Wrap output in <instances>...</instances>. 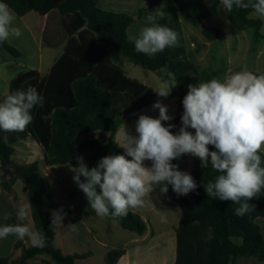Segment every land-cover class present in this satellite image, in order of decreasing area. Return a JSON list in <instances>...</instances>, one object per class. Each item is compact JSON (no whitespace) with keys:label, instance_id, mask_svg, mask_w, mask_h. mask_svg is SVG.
<instances>
[{"label":"trees","instance_id":"16d2710c","mask_svg":"<svg viewBox=\"0 0 264 264\" xmlns=\"http://www.w3.org/2000/svg\"><path fill=\"white\" fill-rule=\"evenodd\" d=\"M99 1L65 0L56 5L51 0H0L19 17L31 11L43 16L57 11L62 17V29L69 38L65 53L48 76L40 78L36 70L21 73L13 80L9 93L33 86L43 95L44 106H37L32 110L33 121L17 134L22 138L32 137L41 146L48 166L72 163L81 155L77 139L95 131H106L110 136L108 142L92 157L94 164L104 156L120 154L115 133L123 119L129 113L163 98L151 87L127 78L121 68L124 60L151 71L161 81L163 78L169 83L174 81L177 84L178 91L170 94H177L180 101L177 117L169 122L176 125L172 129L173 133L178 132L181 126L180 117L184 111L182 100L188 92V84L207 82L223 73L222 69H202L196 63L195 55L204 46L198 45L195 55L191 56L187 52L178 18L181 15L193 26L199 27L203 21L219 13L220 0L209 5L205 0H171L166 4L162 10L165 13L164 18L159 23L178 33V45L167 48L154 57L136 52L134 44L128 41L127 28L135 22L134 18L126 14L103 11L97 7ZM244 2L247 3L248 0ZM253 12L255 11L252 8H234L227 15L237 28L253 29L255 38L264 40L261 33L263 22L261 19H252L250 14ZM203 36L206 41L213 42L221 37V30L206 28ZM45 40L47 42L46 38ZM97 42L106 51L100 53L96 47ZM0 50L16 59L22 56L7 41L0 44ZM165 65L168 68L166 77L158 72ZM255 74H264V71ZM6 96L0 94V102ZM114 99L124 106L132 104L117 118L112 114ZM11 134L12 132L0 130L3 187L10 190L18 179L25 184L30 195L35 229L46 234L47 246L27 248L19 241L15 248L21 249V257L12 259L0 256V264H27L30 259L38 256H46L54 264H76L77 259L91 256L90 252L65 255L54 246L55 230L50 211L57 208V202L38 162L22 165L13 163L15 147L10 139ZM260 154L264 158V153ZM182 158L183 155L172 163L179 165ZM193 159L191 176L198 185L197 189L186 196H177L169 185L167 192L182 208V217L177 228L176 264H232L234 258L240 255L253 256L257 262L264 261V241L260 227L255 223L256 218H264V190L259 198L250 201L255 205L254 211L238 217L234 214L236 205L233 202L212 199L205 194L203 184L213 180L217 173L210 166L202 168L198 158L193 156ZM116 222L124 230L138 235H142L148 227L143 218L133 210H129L127 216ZM124 254L125 250H110L105 256L106 263L117 264Z\"/></svg>","mask_w":264,"mask_h":264},{"label":"clouds","instance_id":"9594fccd","mask_svg":"<svg viewBox=\"0 0 264 264\" xmlns=\"http://www.w3.org/2000/svg\"><path fill=\"white\" fill-rule=\"evenodd\" d=\"M220 3L226 13L234 8H252L264 17V0H248L247 3L220 0ZM164 15L163 11L156 10L154 14L150 11L144 18L145 26L127 36L136 52L154 57L178 45V33L159 23ZM14 20L9 6L0 2V44L23 35ZM158 72L166 77L167 65ZM173 87L162 78L155 92L167 98ZM187 87L178 132H172L175 124L162 123L173 117L168 114V106L158 100L152 105L159 110L158 118L139 115L135 124L137 135L129 134L124 125L123 143L119 145L124 154L104 156L92 168L83 157L76 158L78 167L71 169L73 180L98 217L116 222L127 216L130 209L143 207L154 185H161V194H167L169 185L177 196L194 192L198 187L194 178L172 163L184 154L193 155L200 160L202 168L210 166L217 173L213 180L203 184L208 197L233 202L234 214L238 217L254 211L255 205L250 201L259 198L264 190V158L260 154L264 150V74L256 75L244 66L223 81L213 78ZM37 106H44V97L33 86L7 95L0 102V130L24 131L33 121L32 110ZM189 128L194 129V134ZM209 145L215 150L210 151ZM145 161L152 162L150 168L144 166ZM29 207L30 203L15 210L18 220L27 218ZM64 215L62 208L53 210L52 224H61ZM9 219L11 214L5 213L3 220ZM68 227L76 230V224ZM10 236L28 241L33 247L47 246L46 234L33 231L27 223L0 224V240Z\"/></svg>","mask_w":264,"mask_h":264},{"label":"crops","instance_id":"0c3cea01","mask_svg":"<svg viewBox=\"0 0 264 264\" xmlns=\"http://www.w3.org/2000/svg\"><path fill=\"white\" fill-rule=\"evenodd\" d=\"M54 4L59 5L65 0H51ZM219 0H205L206 4H212ZM171 2V0H100L97 7L103 11L126 14L134 18L135 22L127 28V35L138 31V29L144 25V18L151 12L156 10L162 11L164 6ZM11 10V9H10ZM12 11V10H11ZM13 12V11H12ZM225 16V25L217 24V17L222 14ZM255 12L250 14L252 19H261L263 22L262 29L264 27V18L255 16ZM15 16L14 24L19 27L23 33L21 37L10 38L7 42L22 51V46H27L31 39L34 41L36 51L40 53V67L36 70L39 72L41 77H46L50 74L53 66L65 53V49L68 43V37L63 41L62 39L54 41L52 34L57 32V30L62 31V17L57 11L52 12L48 15H40L35 11H31L23 17ZM179 23L183 35V41L185 47L187 45L204 46V49L195 55V51H189L186 47L187 52L192 56L195 55L196 63L202 69H212L219 70L223 69L216 64H209L206 61L208 58L214 60L215 54H212L213 45L218 42H223L224 46L229 50H232L233 46L240 48L239 59L235 61L238 66H233L231 64L232 57L229 56V62L226 70V74L229 75L233 70L241 68L242 64L246 61L245 55L243 59L241 58L242 52L246 51V39L248 32L246 29L237 28L233 22L229 19L227 13L223 9L221 3H219V13L206 19L199 27L193 26L189 21L185 20L181 15L178 16ZM224 27L227 29L224 30ZM206 28H219L221 30V37L213 42H208L203 36V30ZM261 33L264 35V30ZM195 36H190V33ZM77 36V35H75ZM45 38L47 42L52 45L46 47L48 51L45 52ZM98 50L100 43H96ZM228 50V51H229ZM3 50H0V63L2 62V57L4 58ZM7 57V56H5ZM14 58V57H13ZM16 59V58H15ZM5 63L7 62L4 58ZM17 60V59H16ZM15 61L9 60L7 63V68L0 70V85L2 86L1 95H8L10 93L11 85L13 80L21 73L26 71H15ZM48 61L49 65L46 71L43 68V61ZM206 61V62H205ZM129 61H124L121 64L125 76L129 79L136 80L139 83L150 87L143 79H139L134 73L133 69L129 67ZM244 65V64H243ZM264 71V40L262 46L260 47L257 58L254 64V71L252 73H262ZM224 72V70H223ZM223 74V73H222ZM145 77V76H144ZM224 77L222 78V80ZM178 88H172L171 92H176ZM155 91V90H154ZM164 105L168 106V114L173 117V121L178 115L179 108V97L177 94H173L167 98L159 99ZM152 105L145 106L137 111L129 113L122 121L121 125L117 128L115 133V142L120 150V154H124V150L119 146L123 143L124 125L126 126V131L131 135H137L135 132V124L139 118V115L144 114L151 116L153 118H158L159 110L153 109ZM162 122L164 125L171 122ZM110 133L106 131H95L80 136L77 139V146L80 149L82 143L96 144L99 141V149L103 147L109 139ZM36 142L32 137H27L24 140L25 143ZM23 141V140H22ZM24 142V141H23ZM20 145L21 143H17ZM31 144V143H30ZM90 144V145H91ZM33 145V144H31ZM36 145H39L36 142ZM91 145V146H92ZM15 153L18 151V146L15 144ZM39 147V146H38ZM43 152V151H42ZM261 152L264 153V150ZM28 153V152H27ZM29 155L23 156L27 159L32 158V152L29 151ZM80 157H82V151L80 150ZM94 154L92 155V157ZM37 158H32L27 160L25 163H33ZM41 159L45 162L44 152ZM129 159H131L129 157ZM39 163V162H38ZM151 161H145V167H151ZM97 164H95L96 166ZM1 166V165H0ZM193 166V157L190 154H184L181 163L179 164V170L188 172L191 175V169ZM39 167L43 170L42 165L39 163ZM60 167H78L77 159L72 163L67 165H45V170L48 171L49 177H45L48 185L51 188L52 194L57 202V208L55 210L63 209L66 213L62 220V225H54L55 230V240L54 246L60 249L65 255L73 254H85L91 253V256L83 259H77L76 264H107L105 260L106 254L110 250H125V254L120 258L117 264H176L177 259V228L180 225L182 217L181 206L173 200L167 194H161L157 185L153 186V192L145 198V204L143 207L130 209L138 213L143 220L147 223V230L142 234L138 235L136 233L124 230L117 222H113L106 217H98L93 210L89 207L88 203L84 204L83 208L80 209L78 205L75 204L74 200L71 202L76 207L77 214L72 213L68 206L62 207L58 202L56 194L64 196H72L76 193L82 192L79 188L69 191L66 187L62 186L58 180L57 175L53 170ZM1 171V169H0ZM51 178V181L48 180ZM21 180H16L10 190L5 189L0 185V224L3 223H27L29 224L33 231H36L34 226V221L31 213V207H29V213L25 220H18L15 215V210L21 205L30 203L29 192L25 188V184L20 182ZM51 215L53 210L50 211ZM5 213L11 214V219L8 221L3 220ZM255 223L260 227L261 234L264 241V218L258 217L255 219ZM76 224V230L73 231L68 225ZM19 241L14 237H8L5 240H0V256L1 257H11L12 259H19L21 257V249H16L15 245ZM23 247H31L32 244L28 241H21ZM46 256H38L36 258L30 259L29 264L35 263H48L54 264ZM255 264H264V261L257 262Z\"/></svg>","mask_w":264,"mask_h":264},{"label":"rangeland","instance_id":"374dc122","mask_svg":"<svg viewBox=\"0 0 264 264\" xmlns=\"http://www.w3.org/2000/svg\"><path fill=\"white\" fill-rule=\"evenodd\" d=\"M254 14H255V16L260 17L257 13H254ZM216 19H217V21H216L217 24H220L223 26L225 25V23H224L225 16L223 15V13L220 14ZM226 29L227 28L224 27V30H226ZM263 30H264V27H263L262 31ZM247 32H248V35H247V39L245 40L247 43L246 51H245V53L243 51L242 56H241V58L243 59V56L245 55L246 61L243 63L244 65L243 64L241 65L242 66L241 68L233 70L231 73L241 71V69L244 66H247V69L249 71H251V72L254 71L255 60L257 58L258 51H259L260 47L262 46L263 39H256L254 36L253 29H247ZM52 36L54 37V41L60 40V39H62V41H63L67 37V35L64 33L63 30L62 31L57 30V32H54L52 34ZM190 36L194 37L195 35L190 33ZM44 46H45V52L48 51V49H46V47H48V43L46 42V40L44 42ZM186 47L191 52H193L194 50L197 49V46H195V45H187ZM228 50L229 49L224 46L223 42H218L215 45H213L212 54L213 53L215 54L214 60L211 58H208L206 60V61H208L209 64H212V65L216 64L220 68H223L222 69V70H224L223 74H221L218 78H216V79L221 80V81H223L222 80L223 77L225 78L227 76V74H226V70H227V66H228L227 62L230 63V61H231V64L233 66H238L235 64V61H238V59H239L240 48L237 46H233L232 50H229V51ZM98 51L100 53H102L103 51H106V48L103 45H101V46H99ZM20 52H21L22 56L20 58H18L17 60L15 58H13L9 53H4L3 54L4 58H6L8 60H6L7 62L5 63V60L2 57L3 60L0 63V70H4L7 68L6 65L9 62V60H11V61L16 60L15 63L13 62V64H15V67L13 68V70L18 71V72L29 71L31 69H38L40 67L41 55L39 52L36 51V47H35L34 41L32 39L27 46H22V51H20ZM227 52L229 53V56L232 57V59L230 61H229V56H227V54H226ZM5 56H7V57H5ZM124 61H127V60H124ZM129 64H130L129 67L131 69H133L134 73L136 74V76L139 79H143L148 85H150V87L153 90L156 91L158 89V87L162 83L161 79L158 76H156L151 71L144 70L143 68L134 65L131 62H129ZM48 65H49V62L44 60L43 61L44 71H46V69L48 68L47 67ZM40 78H43V77L40 76ZM170 85L175 86V87H173L174 89L178 88L177 84L174 81L171 82ZM1 87L2 86L0 85V93L2 92ZM131 105L132 104H127L124 106L120 101L114 99L112 101V114L117 118L118 116H121L122 114H124L125 109H127ZM188 131L193 132V134H194V129L189 128ZM10 139L12 140L14 146H15V144L18 146L17 147L18 151L16 153H14V156H13V163L14 164H17V165L26 164L25 162L27 160L32 159V158L33 159L37 158L35 162H39L42 165L43 170H41V172H42L43 176L46 178L49 177L48 171L45 170L46 169L45 168L46 163L41 159L44 151L40 145H36V142L31 141L32 139H30L29 142L33 145H31L30 143H25V142H27L24 140L25 138L20 137L17 134V132H12V134L10 135ZM17 143H21V144L18 145ZM90 144L89 143L88 144L82 143L80 146V150L82 151V154H83L82 157H83L84 162L87 164V166L89 168H92V167H95V164L92 161V155L95 154L96 151L99 149V141L96 142V144H94V145L91 144L92 146ZM209 148H211L212 150H215L213 148V146H211V145H209ZM29 151L32 152L31 156H33V157L29 158V159H27L26 157H23V156L29 155L30 154ZM44 158H45V153H44ZM193 161H194V159H193ZM27 164H29V163H27ZM0 169H1V167H0ZM71 169H72V167H60L58 169L53 170L54 173L57 175L58 180L61 183V185L66 187L67 189H69V191H72L73 189L78 188L77 184L73 180L74 172ZM81 179H83V177ZM48 180L51 181V178H48ZM3 181H4V175H3V171L1 170L0 171V185L1 186L4 185ZM160 187L161 186L158 185V186H156V189L159 190ZM98 191H99V189H98ZM62 194H59V191H57L56 197H57L58 202L61 204L62 207L68 206L72 213L77 214V211H76V207L71 202V199L74 200L75 204L78 205V207L80 209L83 208L84 204L88 203L83 192L76 193L72 196H64ZM61 225H62V223L60 224V226ZM237 242H239V241H237ZM45 258H47V257H45ZM255 263H256V258H254L253 256H249V255H246V256L240 255V256L234 258V260L232 262V264H255ZM27 264H29V263L27 262Z\"/></svg>","mask_w":264,"mask_h":264}]
</instances>
